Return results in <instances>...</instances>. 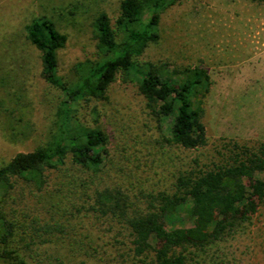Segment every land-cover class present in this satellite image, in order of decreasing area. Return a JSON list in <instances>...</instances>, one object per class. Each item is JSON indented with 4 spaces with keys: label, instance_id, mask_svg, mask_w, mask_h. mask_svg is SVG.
<instances>
[{
    "label": "rangeland",
    "instance_id": "rangeland-1",
    "mask_svg": "<svg viewBox=\"0 0 264 264\" xmlns=\"http://www.w3.org/2000/svg\"><path fill=\"white\" fill-rule=\"evenodd\" d=\"M119 2L0 0V167L48 140L62 99L40 75L41 54L28 39L32 22L49 19L66 36L56 72L71 78L77 64L99 59L93 11L102 9L113 25ZM159 14V39L138 61L175 80L184 70L208 75L201 119L206 145L185 150L168 144L172 119L153 117L133 82L118 78L105 99L78 101L75 118L103 132L100 171L90 180L67 163L49 173L41 192L16 186L7 199L11 220L20 226L13 262L121 264L120 230L88 211L95 192L118 190L145 208L158 193L172 194L180 174L210 167L227 143L264 142V1L175 0ZM166 222L168 229L192 225L183 210ZM189 264H264V202L249 223Z\"/></svg>",
    "mask_w": 264,
    "mask_h": 264
},
{
    "label": "trees",
    "instance_id": "trees-1",
    "mask_svg": "<svg viewBox=\"0 0 264 264\" xmlns=\"http://www.w3.org/2000/svg\"><path fill=\"white\" fill-rule=\"evenodd\" d=\"M174 2L120 0L113 25L102 9L94 10L92 26L99 59L77 64L71 78L56 72L57 52L64 47L66 36L46 18L30 25L28 39L41 54L40 75L62 99L48 140L31 152L16 154L0 167V260L4 263L25 264L13 262L18 258L13 244L20 226L11 220L7 208L9 194L18 184L41 192L49 173L60 171L67 163L88 173L90 180L100 171L103 132L75 118L78 101L105 99L118 78L133 82L153 117L172 119L170 137L165 140L168 144L185 150L206 145L201 119L210 89L208 75L184 70L177 72L184 78L175 80L153 64L138 61L148 45L159 39V13ZM218 156L204 170L180 174L172 194L158 193L145 208L118 190L95 192L88 211L120 230L125 246L117 255L121 264H189L196 253H205L251 221L264 202V142L255 146L229 142ZM182 210L192 225L168 229L167 218Z\"/></svg>",
    "mask_w": 264,
    "mask_h": 264
}]
</instances>
